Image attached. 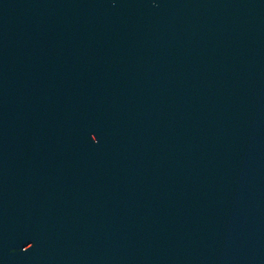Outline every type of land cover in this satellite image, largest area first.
Returning a JSON list of instances; mask_svg holds the SVG:
<instances>
[{"label":"water","instance_id":"obj_1","mask_svg":"<svg viewBox=\"0 0 264 264\" xmlns=\"http://www.w3.org/2000/svg\"><path fill=\"white\" fill-rule=\"evenodd\" d=\"M0 264H264V0H0Z\"/></svg>","mask_w":264,"mask_h":264}]
</instances>
